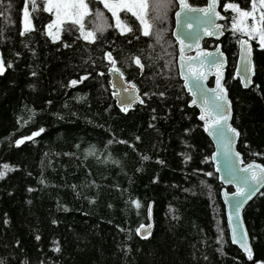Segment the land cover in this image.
Returning a JSON list of instances; mask_svg holds the SVG:
<instances>
[{
  "label": "trees",
  "instance_id": "trees-1",
  "mask_svg": "<svg viewBox=\"0 0 264 264\" xmlns=\"http://www.w3.org/2000/svg\"><path fill=\"white\" fill-rule=\"evenodd\" d=\"M48 2L0 0V171L12 169L0 179V264H264V189L244 210L254 256L230 239L214 145L176 64V0H162L159 11L148 0L149 36L132 13L121 12L132 29L122 32L100 0H88L83 28L65 22L57 38ZM227 2L251 11L252 0H222V44L238 149L264 164V46L234 26ZM243 36L254 49L249 88L234 77ZM112 66L143 103L117 105ZM151 202L154 231L141 236Z\"/></svg>",
  "mask_w": 264,
  "mask_h": 264
},
{
  "label": "water",
  "instance_id": "water-1",
  "mask_svg": "<svg viewBox=\"0 0 264 264\" xmlns=\"http://www.w3.org/2000/svg\"><path fill=\"white\" fill-rule=\"evenodd\" d=\"M206 1L207 3L203 6H193L189 0H185L189 7L184 8L180 0H176L178 7L174 14L173 37L178 46V72L185 90L192 98L190 106L198 109L199 119L201 116L205 117L200 121L204 125L205 133L214 145L211 159L214 170L218 174V180L223 185L221 198L225 207L230 239L248 257V253L241 247V241H246L253 257L255 252L244 218V210L264 189V182L256 185V191L251 193L250 198L245 199L238 195V192H247L248 185L255 183L250 179L248 185L244 182L245 177L251 176V171H255L257 175H264V172L261 171L264 169V164L256 160L246 162L243 154L238 149L240 131L233 124V104L226 85L228 57L221 42L226 34L223 22L227 17L221 10L222 0H216L214 11L210 10L207 13L203 10L209 9V6L213 4V0ZM177 13H180L179 18ZM204 39H214L218 43L214 48L207 49L203 47ZM240 41H248L247 51ZM0 59H2L5 68L3 74H0V76H3L7 71V66L1 53ZM214 60L218 62L215 65L212 63ZM115 69L118 68L115 66L109 68L111 84L114 89L113 97L118 106L130 109L136 103L141 102L142 98L138 88L133 87L134 84L125 79L120 69L119 72ZM197 73L200 74L198 81L196 80ZM211 77L214 78L212 86L209 85ZM234 77L240 80L244 88L252 86L255 77L253 43L244 36L239 40ZM217 79L220 81L219 88L217 87ZM246 82H248V87L244 86ZM221 89L225 90L223 100L217 98L222 94ZM217 105H223V107L217 108ZM225 115L227 119L223 120ZM218 119L221 122L216 125ZM228 128L235 129L239 135L235 136L227 131ZM249 165L259 167L251 169L247 173L242 171ZM230 186L233 189L232 191L228 189ZM240 201L243 202L237 212L235 205ZM142 226L144 227H139L141 236H147L154 231L153 202L148 207V223Z\"/></svg>",
  "mask_w": 264,
  "mask_h": 264
},
{
  "label": "snow or ice",
  "instance_id": "snow-or-ice-1",
  "mask_svg": "<svg viewBox=\"0 0 264 264\" xmlns=\"http://www.w3.org/2000/svg\"><path fill=\"white\" fill-rule=\"evenodd\" d=\"M31 2L33 4V8H35V0H31ZM100 2H102L106 8H109V10L113 12V15L116 16V12L110 7V5L108 3V0H100ZM180 2H181V5L184 8H188L189 7L185 3V0H180ZM49 3H51V0H49ZM80 3H81V7L82 8L87 9V4H85L83 2V0H80ZM138 3L145 9H147L149 7L148 0H138ZM215 3H216V0H213V4L209 6V9H206V10H203V11H205L206 13L208 11H210V10L214 11ZM259 4H260L261 8H264V0H259ZM153 6H154L155 10L159 11L160 9L165 7V4L162 2V0H153ZM227 8L233 9L234 11L238 12L240 14V16H242V17L252 16L253 20L256 21V23L253 26L252 33H250V35H252V38H256V36H258V39H259V42H260L261 46H264V11H260L259 12V19L257 20L256 16L254 15V13L256 11V0H252V11H241L239 9V7L237 5H235V4H228ZM127 10L128 11H132L131 7H129ZM23 12H24L25 19H27L28 14H29L28 13V8L25 7L23 9ZM132 14H133V16H136L137 20H139V23L144 26L142 34L144 36L151 35V33H150L151 25L146 22L144 17L138 15L136 12H133ZM179 15H180V13H177V17L178 18H179ZM116 19H117L116 27L119 28V27H121V22H120L118 16L116 17ZM74 22L75 23H80V21H78V20L74 21ZM52 26H53L52 24L48 25L49 28H51ZM82 28H83V25L81 24V29ZM26 30H27V27H26ZM127 31H132V29L128 28ZM122 32H123V29H122ZM93 35L94 34L92 32H89V33H87V35L84 38L88 39V37H91ZM209 35H211V33H209ZM156 39H157V42H159L160 37L157 36ZM181 43H183V41H181ZM240 43L242 44V46L246 47V51H247L248 50V47H247L248 46V41H240ZM67 46L68 45H65V47H67ZM206 55H211V54H206ZM107 58H108L109 62H111L112 64L116 63V61L112 57L111 53L107 54ZM134 63L141 69L144 67V64L141 62L139 57H136L134 59ZM201 63H203V62L201 61ZM212 63H213V65H215L218 62L214 60V61H212ZM4 71H5V68L3 66V61H2V59H0V74H3ZM115 71L119 72V69H115ZM83 79H87V77H84ZM199 79H200V74L197 73L196 80L198 81ZM79 82H82V80L79 81ZM77 83H78V81H76V80L71 81L72 85H76ZM244 86L248 87V82H246L244 84ZM133 87H135V85H133ZM217 87L218 88L220 87L219 79H217ZM189 90H191V89H189ZM224 91L225 90L221 89V93L222 94L217 97L218 99H220V100L224 99V95H223ZM161 95H163V93H161ZM141 103H143V101H141ZM193 103H195V101H193ZM221 107H223V105H217V108H221ZM200 119L203 120V119H205V117L201 116ZM226 119H227V116L226 115L223 116V120H226ZM220 122L221 121L218 119L216 121V125H218ZM216 125H213V126L215 127ZM43 131H44L43 129H40L39 132H36L33 135L34 136H38ZM227 131L233 133L235 136L239 135V133L233 128H228ZM32 138L33 137H31V136L26 137V139H29V140L32 139ZM23 142H24L23 140H20V141H17V144H22ZM144 159H148V157H144ZM256 167H259V166L249 165L248 167L244 168L242 171L247 173L251 169H254ZM4 169H5V171H0V179H3L5 177V175L7 174V171H11L12 170V169H8L7 165H4ZM261 171L264 172V169H262ZM249 179L251 181H254L255 183H253L251 185H248ZM244 182H245L246 185H248V191L247 192L240 191V192H238V195H240V196L244 197L245 199H247V198H250L251 193L256 191V185L261 183V182H264V175H257V173L255 171H251V176L250 177H245ZM30 191H31V189H30ZM242 202L243 201L237 202V204L235 205L237 212L239 211V208H240ZM135 203H136V207L140 206L139 202H135ZM5 223H7V221H5ZM141 227L143 228L144 226H141ZM137 231H140V230L138 229ZM149 235H150V233H149ZM145 238H147V237H145ZM36 239H39V237L37 236ZM234 242H235V239H234ZM241 247L244 248V250L248 253V257L251 258L252 257V252H251L250 248H248L246 241H243V240L241 241ZM59 250L60 249L57 247L56 251H59Z\"/></svg>",
  "mask_w": 264,
  "mask_h": 264
},
{
  "label": "rangeland",
  "instance_id": "rangeland-1",
  "mask_svg": "<svg viewBox=\"0 0 264 264\" xmlns=\"http://www.w3.org/2000/svg\"><path fill=\"white\" fill-rule=\"evenodd\" d=\"M85 4H87V9H84L81 7L80 0H51V3L48 2V9L52 10L54 13V19L52 21V29H53V37L57 38L58 34H60L61 26L65 22H74V21H80V23H77L79 25H84L85 19L90 13L91 9L88 3V0H83ZM108 3L110 7L116 12V16L113 15L114 20L117 23L116 17H119V20L121 22V29L127 30L128 27L125 25L123 18H121V12L128 11L127 9L131 7L132 11H128L130 13L136 12L138 15L143 16L147 23L150 24V20L148 17V8H143L139 3L138 0H108ZM228 4H234L232 2H227L224 5V8H227ZM109 9V8H108ZM231 9V8H230ZM233 10V9H232ZM234 11V10H233ZM252 11V10H251ZM264 11V8H261L259 4V0H256V11L254 15L256 16V19H259V12ZM235 12V19L233 20V23L237 28L242 32L243 34H249L252 33L253 26L255 25L256 21L253 20L252 16L249 17H242L240 14L236 11ZM28 17L25 19L24 13H23V27L26 30L32 27V19L30 12L28 10ZM151 25V24H150ZM143 26V25H142ZM144 28V26H143ZM50 29V28H49ZM151 30V28H150ZM252 36V35H250ZM258 37V36H256ZM89 39H92L93 36L88 37Z\"/></svg>",
  "mask_w": 264,
  "mask_h": 264
},
{
  "label": "flooded vegetation",
  "instance_id": "flooded-vegetation-1",
  "mask_svg": "<svg viewBox=\"0 0 264 264\" xmlns=\"http://www.w3.org/2000/svg\"><path fill=\"white\" fill-rule=\"evenodd\" d=\"M207 3V2H206ZM205 5V4H204ZM194 6V5H193ZM198 6H203V5H198ZM178 7V6H177ZM177 10V9H176ZM221 10H222V12H223V7H221ZM176 12V11H175ZM224 13V12H223ZM175 14V13H174ZM225 14V13H224ZM226 15V14H225ZM226 20H224V25H226V22H227V20L229 19V17L226 15ZM173 32V31H172ZM209 41V46H205L204 45V42L205 41ZM221 42H222V40H221ZM177 43V42H176ZM217 43H218V41H216V40H214V39H204L203 40V47L204 48H207V49H212V48H214L216 45H217ZM178 50V49H177ZM177 57H178V54H177ZM176 64H177V59H176ZM178 67V66H177ZM213 83H214V78L213 77H211V79H210V81H209V85L210 86H212L213 85Z\"/></svg>",
  "mask_w": 264,
  "mask_h": 264
}]
</instances>
